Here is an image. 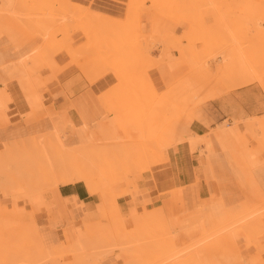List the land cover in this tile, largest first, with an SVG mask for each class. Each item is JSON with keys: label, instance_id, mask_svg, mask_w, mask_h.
<instances>
[{"label": "rangeland", "instance_id": "1", "mask_svg": "<svg viewBox=\"0 0 264 264\" xmlns=\"http://www.w3.org/2000/svg\"><path fill=\"white\" fill-rule=\"evenodd\" d=\"M66 1L9 0L2 7L0 0V51L15 55L31 48L22 61L1 63L0 75L20 63L27 75L11 82L20 88L31 84L42 104L40 71L56 74L58 54L69 56L70 64L86 57L100 73L115 77L117 88L101 99L96 119L86 121L89 137L80 145L70 143L71 149L101 153L94 173L101 199L95 196L93 210L82 204L88 212L84 218V209L78 216L64 206L68 201L62 205L55 198V182L42 169L58 151L49 141L55 135L64 142L76 129L61 113L32 109L25 89L20 91L28 112L10 115L8 83L0 81L5 95L0 101V264L31 259L33 264H167L176 254L177 264H264V0H191L187 8L172 11L162 2L128 0L124 20ZM153 14L193 17L192 25L183 21L187 29L180 45L160 42L156 30L146 34L143 18ZM74 32L83 35L75 44ZM187 33L190 39H184ZM152 51H158L157 58ZM175 62L186 65V87L157 92L148 72L163 64L172 65L171 71ZM175 78L172 84L180 81ZM249 84L261 90V111L238 121L223 118L213 102ZM165 125L182 126V141H163ZM28 138L35 143H25ZM180 144L211 159L212 177L220 185L215 200L200 196L199 181L175 177V187L154 194L141 185L149 183L152 168L167 166V152ZM76 227L79 236L91 229L84 241L74 234ZM66 243L71 249L60 248Z\"/></svg>", "mask_w": 264, "mask_h": 264}, {"label": "crops", "instance_id": "2", "mask_svg": "<svg viewBox=\"0 0 264 264\" xmlns=\"http://www.w3.org/2000/svg\"><path fill=\"white\" fill-rule=\"evenodd\" d=\"M5 1L8 2L9 0H3V4ZM66 2L81 6L89 13H96L111 20H124L128 4V0H67ZM238 6H241L240 3H238ZM149 16L143 18L142 22L147 35L150 34L149 36H151V32L156 30L157 39L160 42L162 40L170 41L171 34L177 37L185 36L187 29L185 22L172 21L158 14H153L151 18ZM81 39H83V35L80 32H74L70 37L73 44L78 43ZM32 41L39 42L37 39H33ZM23 50L25 51L24 53L20 54V51L19 54L15 55H5L2 54L5 51H0V64L7 61L14 62L13 60L22 61L21 59L29 57L31 48L26 46ZM158 55V51L151 52L152 58H157ZM174 56L176 57L177 55L174 53ZM54 62L58 70L56 74L53 75L48 69L40 71L42 80H44V86L41 90L43 104L40 96L32 92L31 84L22 87V89L16 83L27 75L23 68L20 67V63L17 66H11L7 70L2 71V75H0L1 83L4 85L8 83L5 88L10 99L8 106L9 113L15 116L27 113L28 106L25 100L32 109L37 106L50 108L49 110L52 114L53 112L61 113L65 116L66 121L76 129L75 137L64 139L66 145L70 147L72 141H76L80 145L85 138L89 137L90 126L86 121L96 119V114L100 110L99 107L104 106L101 99L110 91L117 88V81L111 73H100L93 61L87 60L86 57L78 60L75 64H70L69 56L58 54L55 56ZM172 64L173 67L174 65L176 66L171 71L169 69L172 68V65L163 64L156 70L148 72L151 77L150 80L153 82V87L159 93L165 90L177 92L186 87L183 86V78L186 76V65H177V62ZM177 76L180 81L176 80L175 84H172L171 81L176 79L175 77ZM20 89H25V91H22L25 100ZM4 97V94L0 95V101ZM213 105L223 118L233 116L234 121L243 120L261 111L262 93L257 85L249 84L238 87L236 91L217 99L213 102ZM194 127L196 132L202 131L200 126ZM181 128L182 126L165 125L162 135L163 141L165 138L182 141ZM225 137L223 135L220 138ZM167 153L169 158V161L165 162L167 166L164 168H158V166L152 168L151 171L154 172L150 175L148 174L149 183H142L141 185H148L151 189L153 188L154 194L155 191L159 193L160 191H166L175 187V177L183 183L188 184L199 181L200 196L206 194V196L209 195L213 200V197L220 191V185L212 177L210 170L211 159L199 156L196 151L192 152L187 144H180L177 146L176 151H169ZM53 195L57 200L61 201L62 205L65 204L64 200L66 203L68 201L70 203L69 206H64L78 216L83 212L82 209L84 208L82 204L91 210L97 204L96 197L91 196L90 189L82 183L59 186V188L54 190ZM220 203L223 205L222 202ZM219 205L217 204L218 207ZM84 212V218L88 217V212L85 209ZM249 264H252V262Z\"/></svg>", "mask_w": 264, "mask_h": 264}, {"label": "bare ground", "instance_id": "3", "mask_svg": "<svg viewBox=\"0 0 264 264\" xmlns=\"http://www.w3.org/2000/svg\"><path fill=\"white\" fill-rule=\"evenodd\" d=\"M57 1H66V0H57ZM191 0H161V1H157V0H154V2H156V4H160L161 2H162V4H163V6L166 8V9H169L170 11H172V10H179V9H183V8H187L188 7V3L190 2ZM7 5H9V3L8 2H6L5 1V3L4 4H2V7L3 6H7ZM97 15V14H96ZM98 17H100V18H98V19H96V20H99V19H101V16H98ZM97 18V17H96ZM103 18V17H102ZM190 18L191 17H189V16H170L169 17V19L170 20H172V21H176V22H180V21H188V22H192L193 23V17L191 18V20H190ZM107 20V19H106ZM108 21V20H107ZM192 23H191V25H192ZM195 24H196V21L194 22ZM192 29V28H191ZM193 30H195L196 31V26L194 25V27H193ZM193 30H191V31H193ZM195 31L193 32L194 34H195ZM188 33H190V32H188ZM187 33V34H188ZM192 33V32H191ZM186 34V35H187ZM189 35H191V34H188L187 35V37L186 38H184V39H190V36ZM170 41H167V44H170L171 42H174V43H177V44H175V45H178L179 44V42H181V40H180V38L179 37H177V36H175V35H173V34H171L170 35ZM173 44V43H172ZM174 45V44H173ZM174 45V46H175ZM180 45V44H179ZM177 47V46H176ZM181 47V46H180ZM179 47V48H180ZM181 49V48H180ZM94 55V54H93ZM189 55V54H188ZM191 57V56H190ZM243 57H245L244 55H243ZM100 58V57H99ZM98 58V59H99ZM191 58H193L194 59V57H191ZM223 59V61H224V58H222ZM140 60V59H139ZM102 61H105L104 59H102ZM106 62V61H105ZM225 62H226V59H225ZM103 63V62H102ZM108 63V62H107ZM107 63H105V64H107ZM157 64V63H156ZM156 64H154L155 66H156ZM21 65V64H20ZM103 65H104V63H103ZM108 65H110V64H108ZM106 66V68H110V66ZM153 65V64H152ZM251 65H252V63H251ZM254 65V64H253ZM255 65H258V64H256L255 63ZM149 66H151V64L149 65ZM154 66V67H155ZM105 68V67H104ZM109 71V70H108ZM254 71V70H253ZM256 71L259 73H261L262 72V70L260 71V69H259V71H258V69H256ZM112 72H116L115 70H112ZM113 73V74H114ZM262 74V73H261ZM256 76V75H255ZM262 76V75H261ZM258 77L260 78V75H258ZM257 77V78H258ZM164 101H162V103H163ZM165 103V102H164ZM163 103V104H164ZM166 105H167V102L165 103ZM173 117V116H172ZM33 137V136H32ZM38 137V136H37ZM53 137V136H52ZM34 138H36V137H34ZM34 138H31V139H34ZM29 139L30 138H28L27 140L28 141H25V143L26 142H29L28 144H30V141H32V140H30L29 141ZM49 139H51V136H50V138ZM35 140V139H34ZM52 140H54L53 141V143L51 142ZM52 140H50L49 141V143L50 144H54L56 147H57V150L58 151H56L55 153H54V155L51 157V158H49V159H47V160H45L44 162H43V164H44V167L42 168L43 170H44V176H45V178H47V179H49V180H52V181H54L55 182V188H58L59 186H64V185H69V184H75V183H82V184H84L85 186H87L89 189H90V191H92V193H93V196H97L98 198H99V200L101 199V189H100V186L98 185V183L96 182V180H95V176H94V173L96 172V171H98L99 170V168H100V166H101V163H100V158L102 157H100L99 158V156L101 155V153H99V152H94V151H88V150H86V149H84V148H82V147H80V146H78V148L77 149H71L70 147H68L67 145H66V143L65 142H63V141H61L60 140V137H56L55 135H54V139H52ZM60 140V141H59ZM36 141V140H35ZM35 141H32L31 142V145H33L34 143H35ZM22 142V141H21ZM24 142V141H23ZM34 142V143H33ZM33 143V144H32ZM22 145H23V143H22ZM22 145L20 144V146L19 147H22ZM23 149H24V147H23ZM20 150V149H19ZM21 151V150H20ZM102 160V159H101ZM40 165V164H39ZM39 167V166H38ZM40 168V167H39ZM66 199V198H65ZM156 205V204H155ZM19 208H21V207H19ZM262 208H264V207H262ZM261 208V209H262ZM86 209V208H85ZM259 210L260 212L262 211V210H264V209H262V210ZM255 212H257V211H255ZM255 212H253V214H255L256 215V213ZM258 215V214H257ZM194 219V218H193ZM192 219V220H193ZM196 220V219H195ZM186 221V220H185ZM184 224V223H183ZM87 225V224H86ZM89 225V224H88ZM82 228H87V230H88V227L90 226H88V227H85V225L84 224H82ZM78 227V226H77ZM76 227V229L74 230V232H75V234L77 235V237H78V239H79V237L81 238V237H84V238H82L79 242H81L82 240L84 241L87 237H88V234H87V232H90V230L89 231H86V233H85V230H84V236L81 234V236H79V234H80V230L78 229ZM92 227V226H91ZM91 227H89V228H91ZM87 234V235H86ZM87 236V237H86ZM86 237V238H85ZM211 237V236H210ZM212 238V237H211ZM207 239V238H206ZM205 241H207V240H205ZM201 242V241H200ZM204 242V241H203ZM128 245V244H127ZM73 246V245H72ZM72 246H69L67 243L65 244V246H60V248H62L63 250L65 249H67V248H69V249H71L70 247H72ZM199 246H200V244H199ZM1 247H3V246H1ZM120 247V246H119ZM124 248H122V249H126L125 248V246H123ZM127 247V246H126ZM129 247H131V246H129ZM129 247H127V248H129ZM134 247V246H133ZM100 248V247H99ZM101 248L103 249V246H101ZM137 248V247H136ZM194 248V247H193ZM1 249V248H0ZM121 249V248H120ZM61 250V249H60ZM74 250V249H73ZM73 250H71L72 252H73ZM94 250V249H93ZM101 250V249H100ZM138 250V249H137ZM189 250V249H188ZM130 251H133V250H130ZM95 252V251H94ZM103 252V251H102ZM104 252H105V250H104ZM56 253V252H55ZM54 253V254H55ZM108 253V252H107ZM57 254V253H56ZM106 254V253H105ZM109 254V253H108ZM179 254V253H178ZM53 255V254H52ZM93 255L94 254H92V257H93ZM97 255H98V257H99V253H97ZM180 255L182 256V253L181 254H179V257H180ZM41 256V255H40ZM95 256H96V253H95ZM176 256L178 257V255L176 254ZM42 257V256H41ZM97 256H96V259L98 258ZM177 257H175V255H174V257L172 256V258L170 259L171 261H169V260H167L168 262H167V264L169 263V262H171L172 263V259H176ZM94 258L95 257H93V259L92 260H94ZM27 259V258H26ZM95 259V260H96ZM68 260V259H67ZM66 260V261H67ZM94 260V261H95ZM177 260V259H176ZM8 262H11V261H9V260H7ZM30 260H26L25 262H29ZM32 261V262H31ZM31 263L33 264L35 261H33L32 259H31ZM93 261V262H94ZM30 262H29V264H30ZM49 262V261H48ZM51 262V261H50ZM54 262V261H53ZM173 262H176V264H177V261H173ZM12 263V262H11ZM64 263V262H63ZM171 263H169V264H171ZM55 264V263H54ZM80 264H82V263H80ZM91 264H93L92 262H91ZM129 264H130V262H129ZM132 264V263H131Z\"/></svg>", "mask_w": 264, "mask_h": 264}]
</instances>
